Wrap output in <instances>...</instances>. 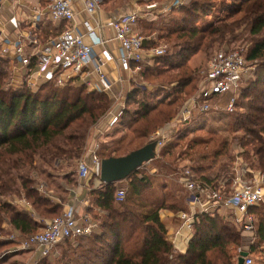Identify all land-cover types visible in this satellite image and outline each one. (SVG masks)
Masks as SVG:
<instances>
[{"label":"trees","instance_id":"obj_1","mask_svg":"<svg viewBox=\"0 0 264 264\" xmlns=\"http://www.w3.org/2000/svg\"><path fill=\"white\" fill-rule=\"evenodd\" d=\"M49 1L42 0V3ZM200 1L202 4L192 0L171 11L179 17L173 27L166 29L168 42L175 49L158 56V67L163 60L167 70L157 68L158 75L176 71L173 77L166 79L169 86L143 92L141 100H136V95L141 93L138 88L129 91L128 101L136 100L138 106L134 111L127 107L123 110L118 123L129 129L130 134L119 140L130 139L139 144L118 154L119 146L105 142L101 147L100 143L97 154L101 160L124 156L142 148L150 135L178 115L186 101L198 91L202 67L185 66L191 55L199 51L211 52L216 46L245 34V41L250 43L246 60L260 62L264 59V0H239L240 4H236L232 11L234 14L244 13L243 17L231 22L221 20L204 29L195 21L202 17L203 3L211 0ZM51 23L48 22L45 30L41 26L43 39L58 35L64 28L63 23H58V27ZM149 44L146 41L148 47ZM231 51L234 50L228 52ZM11 66L9 59L0 57V231L5 229L8 219L16 227L28 222L21 209L8 202L13 198L10 196L19 191V186L32 200L31 205L43 215L63 213V203L58 204L52 197L40 194L38 187L32 186L30 174L38 172L53 176L52 172L59 170L55 176L66 182L65 192L68 185H77L78 163L88 149L92 130L110 108L107 93L88 91L87 86L78 80L63 87L52 81L41 82L35 88L25 83L17 85L13 81ZM139 75L145 80L149 78V68L143 69ZM250 80L237 96H232L237 100L224 120L228 119L227 132L234 134L233 140L242 141L245 150L241 156L248 160L249 169L264 173V64L261 68L258 66ZM218 118L223 120V116ZM205 124V120L199 121L194 129L183 130L163 146L150 162L156 175H150L146 170L133 173L127 180L126 197L122 202L116 201V184H103L100 177L92 176L91 202L103 211L102 214L96 211L93 214L99 222L97 232L74 238L79 240L78 245L67 247L56 262L39 260L36 264H238L234 249L230 247V244L237 245L238 240L226 239L231 229L237 230L238 234L242 232L233 213L200 214L193 225V235L185 253L175 249L163 222V212L180 218L189 211L188 193L176 183L159 181L158 171L165 175H179L190 168L197 176L215 184L224 181L230 187L232 183L235 171L233 157L229 154V137H217L213 127L206 130L208 136L193 137L186 145H181L189 134H193L190 132L203 131L201 128ZM239 131L244 132L243 137L237 136ZM207 143H213L212 147L199 148ZM182 157L195 163L210 158L213 165H219L220 173L215 177L209 176L213 172L204 174L202 172L206 169L203 170L202 165L182 167L178 162ZM252 213L256 219L255 235L264 243V205L252 208ZM67 241L70 240L63 242ZM3 242L0 241V247L11 244ZM254 251L252 246V255Z\"/></svg>","mask_w":264,"mask_h":264},{"label":"built area","instance_id":"obj_2","mask_svg":"<svg viewBox=\"0 0 264 264\" xmlns=\"http://www.w3.org/2000/svg\"><path fill=\"white\" fill-rule=\"evenodd\" d=\"M104 1L50 0L43 4L42 0H0V57L11 61L13 81L17 85L25 83L35 88L41 82L52 81L56 86L63 87L78 80L87 86L88 91L107 93L112 99V107L104 120L111 127L118 122L125 109L123 96L128 92L125 83L129 87L132 83L141 85L138 76L149 65V59L164 55L165 50L161 47L147 48V38L139 31L143 14L138 10L107 21L99 19L97 12ZM188 1L175 0L172 5L181 6ZM3 12L9 14L5 20L1 19ZM48 22L63 23L64 28L58 35L43 39L40 36L41 26ZM109 29L112 34L108 33ZM115 63L120 72L126 73L112 80L107 67ZM255 67L256 64L248 62L239 51L217 53L208 71L201 77L198 91L186 101L171 122L151 135L149 142L156 143V156L184 128L217 108L215 100L218 97L227 94L235 96L252 78ZM20 69L27 72L21 80L17 76ZM234 104L235 97H232L226 110H233ZM98 148L99 144H96L89 158H82L78 163L80 188L90 189L85 182L92 176L100 177L102 160L97 154ZM148 166L149 162L139 170L156 175V171ZM234 170L230 187L224 181L215 184L201 178L190 168L167 178L188 193L189 211L181 214L182 228L193 232V225L200 214L234 210L235 220L247 236L245 243L237 248V260L241 252L248 251L245 264H254L251 247L256 236V222L252 208L259 206L263 200L264 173L252 171L248 165L236 166ZM126 192V186L117 189L116 201L122 202ZM8 202L13 205L29 204L18 198H10ZM96 227L88 214L79 215L73 207H68L62 214L46 221L41 231L26 237L12 233L9 238L14 240L18 250H34L43 258L51 256L56 246L65 240L92 235ZM173 244L176 245V242Z\"/></svg>","mask_w":264,"mask_h":264},{"label":"rangeland","instance_id":"obj_3","mask_svg":"<svg viewBox=\"0 0 264 264\" xmlns=\"http://www.w3.org/2000/svg\"><path fill=\"white\" fill-rule=\"evenodd\" d=\"M111 4H114L115 6H127V7H134V9H138V11L142 12V16L141 20H140V27H139V31L140 33L147 38V41H149V47L147 46V48L152 49V48H159L161 47L162 49L165 50V53L168 52L169 50L173 51V46L170 45V42H168L167 39V33L168 31L166 30L168 27H173L174 23L176 20L179 19L177 14H172L171 11L173 9L178 8L179 6H174L172 5L173 2L175 0H110ZM193 1H198L200 4H202V2L200 0H193ZM192 2V0L188 1ZM187 3V4H188ZM236 4H240L239 0H211L210 3H203L204 7V11L200 12L201 14V19L195 21V24L201 26V28H207L210 27L213 24H217L219 21L221 20H226L227 22H231L233 20L239 19L240 17L244 16V13L242 12H238V13H233L232 10H234L235 5ZM208 5H210V7H207ZM208 10V11H207ZM7 18V15L5 16H1L2 20H5ZM194 22V21H193ZM48 25V24H47ZM46 25V26H47ZM52 26L54 27H58V23H51ZM44 26V30L45 27ZM248 34V33H247ZM249 35V34H248ZM247 35V36H248ZM246 35H240L238 36L234 41L231 39L229 41H227V43H224L222 45H218L214 48V50H211V52L208 53H204L202 51L197 52L194 55H191L190 59L187 61L185 66H192V67H202V72L200 75V79L198 81V88L201 82V77H203V74L208 71L209 68V64L211 62V60L214 58V56L219 53V52H223V51H229V50H234V51H239L241 52L243 55H246L249 47H250V43H248L247 41H245ZM158 57H154L149 59V65H147L146 67H144L143 69H147L149 68V78L143 79L142 77L140 78L138 76V79L141 80V85H139L138 83H132V85L128 88V92L127 94H125L123 97L125 98L126 104L125 107L128 108V110L130 111H134L137 106H138V101L136 100H141L143 95L142 93L146 92L149 93L151 91H154L158 88L161 87H168L169 84L167 83L166 79H169L170 77H173L176 74L175 70H169V71H165L163 72V74L158 75L157 73H159L157 70V68L163 70L164 68L168 67L166 66V63L162 60L163 58H160V65L158 67ZM256 64V67L253 70V74L256 71V69L258 68V66H260V68L262 67V65L264 64V59L261 60L260 62L256 61L253 62ZM167 70V69H164ZM27 75L26 69H20V71L17 73L18 78L21 80L23 78H25ZM251 81V80H250ZM249 80L246 81L247 83H250ZM138 88L141 93L136 95V100H133L131 102L128 101V95H129V91H132L134 89ZM127 91V89H126ZM125 92V91H124ZM234 95H230L227 94L226 97H218L216 103L218 104L217 109L214 108L213 111H211L210 113L207 114H203L201 115V117H198L197 120L191 125L188 126L185 129H194L196 125L199 124V121L201 120H205L206 124L203 125V131H194V132H190L193 134H189L188 137H186V139H184L181 142V145H186V142L191 140L193 137H197V136H208L206 130H209L210 128L213 131L216 132V136H222V138L225 137H229V139L231 140V143L229 144V154L233 157L234 160V167L236 166H244L247 167V161L245 158V156H241V153L245 150V147L243 146V144L241 143L242 141L240 140H233V135L234 134H228L227 132V128H228V119H225V116L227 114H230V112L232 111H228L226 110L227 105L230 103L231 101V97ZM237 96V94H236ZM237 100V98L235 99V101ZM112 107V99L110 98V108ZM108 110V112H109ZM107 112V114H108ZM220 116V118L223 116V120L219 119L218 117ZM106 117L105 116H101L95 127L92 130V133L94 131H96V128L98 126H102L101 130L103 131L98 138H95L94 140L99 141V143H101V147H103V144L105 142H112L111 144L114 146H119L117 153L121 154L124 153L125 151H130L131 149L135 148L139 143L138 142H133L130 141V139H126L124 141H120L119 138L121 136H125L126 134H130L129 129H127L125 126L121 125L120 123H116L114 126L108 127L106 124V121L104 120ZM200 118V119H199ZM220 120V122L218 121ZM204 122V121H203ZM193 127V128H192ZM197 130V129H195ZM243 132V131H242ZM237 132V136H244V132ZM151 135L149 136L147 143L150 140ZM117 140H119L120 142H118ZM146 141V140H144ZM109 143V144H110ZM213 143H207L206 146H202L199 147L201 150H205L206 148H211ZM100 148V145H99ZM98 148V150H99ZM121 148V149H120ZM163 148V147H162ZM161 148V149H162ZM89 149V148H88ZM160 149V150H161ZM97 150V151H98ZM159 150V152H160ZM91 153V152H90ZM244 155V154H243ZM186 156V155H185ZM84 158H89V150L85 151L84 154ZM244 158V160L242 159ZM181 166H186V167H190V166H195V165H202L203 166V170L202 173L206 174L207 172L212 173L209 176H213L215 177L217 173H220L218 170H220L218 167L219 165L217 164V166L213 165L212 163V159L210 158H205V160H200L199 163H195V161H190L188 158L186 157H182L179 159L178 161ZM233 162V161H232ZM232 162H230L229 164H232ZM151 163L149 162V166L148 168L152 169V165H150ZM209 168V169H208ZM235 171V170H234ZM255 172H262L259 170L254 169ZM60 171L58 170V172L54 173L52 172L53 176H48V175H44V174H38V172H34L32 174H30V178L32 180V186H37L39 193L52 197L54 202L58 203V204H62L64 199H65V188L66 187V182L62 179H60L59 177L55 176V174L59 173ZM29 176V175H28ZM167 176L170 175H165V174H160L158 171V179L159 181H167V182H172L171 180H169L167 178ZM54 178V181H53ZM212 178V177H211ZM53 182H55L53 184ZM127 183V181H124ZM124 183V184H126ZM175 183V182H173ZM123 184V183H122ZM123 184V185H124ZM177 184V183H176ZM56 185V186H55ZM123 185H119L118 189L124 187ZM178 185V184H177ZM182 187V186H181ZM19 191L15 192V194H13L10 197L13 198H18V199H23L26 200L28 203L31 204L32 200L28 199L26 197V195L24 194L23 189L19 186L18 187ZM8 198V197H6ZM5 198V199H6ZM30 201V202H29ZM13 205V204H12ZM264 205V197L262 202L259 204V207ZM16 206V205H15ZM32 206V205H31ZM17 208V207H16ZM20 208H18L19 210ZM32 209L35 211V213L37 215H40L46 219H50L53 218L55 216L60 215V212L58 213H54L50 216L47 215H43L41 210L37 211V209L35 207L32 206ZM223 211V210H222ZM180 220L182 222V218L180 216ZM8 221H10V219H8ZM256 222V219H255ZM182 224V223H181ZM41 230L40 226H37V229L35 231L39 232ZM15 232L14 228L12 229L10 226L5 227L4 230L0 231V237L2 238L0 241H4L3 243H7V242H11V244H8L6 246H1L0 247V264H23V262L26 261V258L24 255H22V252H28V251H32V250H28V251H21L17 249V246L14 242V240L10 239L9 236ZM227 238L226 239H236L238 240L237 245L234 244H230V247L234 249V254L235 257L237 259V248L245 243V240H247V236L245 234H243V232H240L238 234L237 230L231 229L228 233H227ZM232 236V237H231ZM4 239V240H3ZM79 240H75L70 239V241L67 242H61L60 244H58L56 246V248H58L60 255L63 253L64 250L68 249L67 247H72L75 248L78 245ZM253 247H255V251L253 252V259H254V264H264V243L259 242L258 238L255 236L254 239V243L252 245ZM56 259L54 260L53 258H51L50 256L48 257H43L40 259L41 262H51L54 263L56 262V260L58 259V256L55 257ZM48 260V261H47ZM35 259L33 260L32 263L34 262ZM31 262V261H30Z\"/></svg>","mask_w":264,"mask_h":264},{"label":"crops","instance_id":"obj_4","mask_svg":"<svg viewBox=\"0 0 264 264\" xmlns=\"http://www.w3.org/2000/svg\"><path fill=\"white\" fill-rule=\"evenodd\" d=\"M135 10H138V9H134V7H127V6H118V5L115 6L114 4H111L110 0H106L103 2V4L99 6L97 17L103 21H107L112 18H115L118 15L127 14ZM5 15L8 16L9 14H7L6 12H3V16ZM47 24L48 23L42 26L44 27ZM108 31H109L108 32L109 34H112V31L110 29ZM107 72H110L109 76L112 80L118 78L121 74L126 73L124 71L120 72L116 63L114 65L111 64L109 67H107ZM125 75L126 77L128 76V74H125ZM125 88H127V91H128L129 86L127 83H125ZM101 127L102 126H98L96 128V131L93 132L92 137L89 140V144H88L89 149H87L89 150V155H90L91 150L94 149V147L96 146V144L100 145L99 141H96L94 139L98 138L99 135L103 132L101 130ZM91 178L85 182L88 187H91L90 186ZM76 181H77L76 182L77 185L75 186L68 185V191L66 189V192L64 193L65 199L63 201V211L66 210L68 207H73L76 210L77 214L79 215L88 214L97 226L95 231L93 232L94 234L98 230L99 222L96 220L93 214L95 211L98 214H102L103 211L99 210L92 204L90 189L87 187L80 188L78 186L77 175H76ZM122 183L124 184L126 182L122 181V182L116 183L117 188L119 187V185H123ZM123 186L127 187V183L124 184ZM16 206L20 208L21 211L26 215V217L28 218V222L25 225H20L19 227H16L15 225H12L11 221L7 220L4 224V227L8 228V226H10L12 229L14 228L15 232L13 233L21 237H26L31 234H34L37 229V226H40L42 230L44 223L48 221V219L40 215H37L35 211L32 209V206L30 203L28 205L27 204L26 205L16 204ZM233 212L234 210H228L226 211V214H230ZM163 222L165 226L167 227L169 239L172 241V243L176 242V245H174L175 249L178 252L185 253L187 250L188 242L191 239L193 232L191 230L184 229L181 227L182 222L177 215L163 212ZM178 231H180L179 235H177ZM22 253H23L22 255L24 256L26 255L25 257H27L26 261L23 262V264H36L42 258L39 252L34 251V250L28 251V252H22ZM59 255H60V252L58 248H55L50 257L55 260L56 259L55 257L56 256L59 257ZM34 259H35L34 261L35 263H32Z\"/></svg>","mask_w":264,"mask_h":264},{"label":"water","instance_id":"obj_5","mask_svg":"<svg viewBox=\"0 0 264 264\" xmlns=\"http://www.w3.org/2000/svg\"><path fill=\"white\" fill-rule=\"evenodd\" d=\"M156 157V143L148 142L140 149L127 155L112 157L101 161L100 182L103 184H116L128 180L143 164L151 162ZM249 252L243 251L238 257V264H245Z\"/></svg>","mask_w":264,"mask_h":264}]
</instances>
